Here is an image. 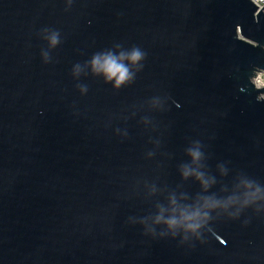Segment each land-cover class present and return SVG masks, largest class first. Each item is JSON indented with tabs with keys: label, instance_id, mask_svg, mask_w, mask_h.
<instances>
[{
	"label": "water",
	"instance_id": "95a60500",
	"mask_svg": "<svg viewBox=\"0 0 264 264\" xmlns=\"http://www.w3.org/2000/svg\"><path fill=\"white\" fill-rule=\"evenodd\" d=\"M65 9V0H0V264H264V213L211 222L205 243L183 245L130 222L154 213L162 191H199L178 172L193 141L218 181L211 192L238 173L264 185V102L248 84L264 68V7L72 0ZM46 28L61 39L47 64ZM116 43L147 54L132 83L72 77L74 64Z\"/></svg>",
	"mask_w": 264,
	"mask_h": 264
},
{
	"label": "clouds",
	"instance_id": "9594fccd",
	"mask_svg": "<svg viewBox=\"0 0 264 264\" xmlns=\"http://www.w3.org/2000/svg\"><path fill=\"white\" fill-rule=\"evenodd\" d=\"M66 9L71 6L72 0H65ZM41 38L46 41L47 48L42 49L40 56L43 63H49L50 53L61 42L58 30L43 29ZM146 53L139 46L124 49L119 43L111 48L93 53L83 64L76 63L71 69V75L78 79L82 74H91L102 78L105 84H111L113 89H120L126 83H132L136 74L142 70V61ZM248 84L257 93L255 100L264 102V68L254 67L248 76ZM77 89L83 95L87 92V85L77 84ZM165 103L160 97L150 99V107L160 110ZM146 124L147 120H143ZM151 155V153H149ZM189 162L178 167L179 175L183 180H191L199 185V191L190 195L184 191H162V201H157L154 213H149L139 220L130 218V222L138 223L143 227V233L148 236L176 239L179 244L190 242L205 243V234L210 231L208 225L221 219L234 221L247 210L254 214L264 213V185L243 174H236L231 185L221 184L217 192L210 189L218 183L204 169V153L199 141H193L185 149ZM220 177L227 175L224 166L217 165ZM180 186H177L179 189ZM155 186L152 192L155 193ZM151 224H148V221ZM247 220L244 221L247 224ZM157 229H159L157 231Z\"/></svg>",
	"mask_w": 264,
	"mask_h": 264
},
{
	"label": "built area",
	"instance_id": "2783aa9c",
	"mask_svg": "<svg viewBox=\"0 0 264 264\" xmlns=\"http://www.w3.org/2000/svg\"><path fill=\"white\" fill-rule=\"evenodd\" d=\"M251 2H253L258 10H261L264 7V0H250Z\"/></svg>",
	"mask_w": 264,
	"mask_h": 264
}]
</instances>
